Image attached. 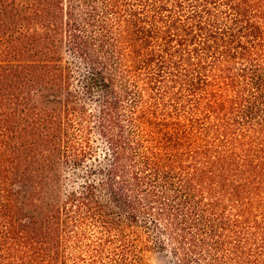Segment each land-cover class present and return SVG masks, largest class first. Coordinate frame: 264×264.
Segmentation results:
<instances>
[{
	"label": "trees",
	"instance_id": "trees-1",
	"mask_svg": "<svg viewBox=\"0 0 264 264\" xmlns=\"http://www.w3.org/2000/svg\"><path fill=\"white\" fill-rule=\"evenodd\" d=\"M264 264V0H0V264Z\"/></svg>",
	"mask_w": 264,
	"mask_h": 264
},
{
	"label": "rangeland",
	"instance_id": "rangeland-1",
	"mask_svg": "<svg viewBox=\"0 0 264 264\" xmlns=\"http://www.w3.org/2000/svg\"><path fill=\"white\" fill-rule=\"evenodd\" d=\"M143 264H171L168 253L146 252L142 258Z\"/></svg>",
	"mask_w": 264,
	"mask_h": 264
}]
</instances>
